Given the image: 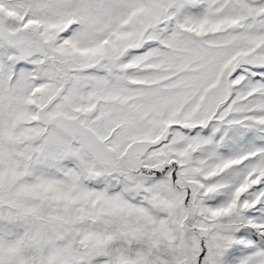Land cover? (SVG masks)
I'll return each mask as SVG.
<instances>
[{
  "label": "snow or ice",
  "instance_id": "6c2138e0",
  "mask_svg": "<svg viewBox=\"0 0 264 264\" xmlns=\"http://www.w3.org/2000/svg\"><path fill=\"white\" fill-rule=\"evenodd\" d=\"M0 264H264V0H0Z\"/></svg>",
  "mask_w": 264,
  "mask_h": 264
}]
</instances>
